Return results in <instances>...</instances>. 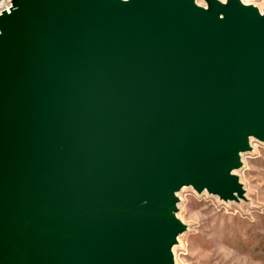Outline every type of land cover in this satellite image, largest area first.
<instances>
[{
    "label": "water",
    "instance_id": "95a60500",
    "mask_svg": "<svg viewBox=\"0 0 264 264\" xmlns=\"http://www.w3.org/2000/svg\"><path fill=\"white\" fill-rule=\"evenodd\" d=\"M13 0L0 15V264H175L186 186L235 200L264 142V11Z\"/></svg>",
    "mask_w": 264,
    "mask_h": 264
},
{
    "label": "rangeland",
    "instance_id": "374dc122",
    "mask_svg": "<svg viewBox=\"0 0 264 264\" xmlns=\"http://www.w3.org/2000/svg\"><path fill=\"white\" fill-rule=\"evenodd\" d=\"M241 1L264 11V0ZM196 2L208 6L206 0ZM251 141V150L241 155L242 167L234 171L242 197L225 201L192 186L177 193L176 217L186 230L173 247L175 264H264V142Z\"/></svg>",
    "mask_w": 264,
    "mask_h": 264
},
{
    "label": "bare ground",
    "instance_id": "6f19581e",
    "mask_svg": "<svg viewBox=\"0 0 264 264\" xmlns=\"http://www.w3.org/2000/svg\"><path fill=\"white\" fill-rule=\"evenodd\" d=\"M13 0H7V1H4L3 2V10H0V15L3 13V12H10L11 9H12V6H13ZM260 10H262L260 8ZM251 144L253 145V141H251ZM255 144V143H254ZM256 146V145H254Z\"/></svg>",
    "mask_w": 264,
    "mask_h": 264
},
{
    "label": "built area",
    "instance_id": "2783aa9c",
    "mask_svg": "<svg viewBox=\"0 0 264 264\" xmlns=\"http://www.w3.org/2000/svg\"><path fill=\"white\" fill-rule=\"evenodd\" d=\"M4 1H7V0H1V1H0V10H3V2H4Z\"/></svg>",
    "mask_w": 264,
    "mask_h": 264
}]
</instances>
